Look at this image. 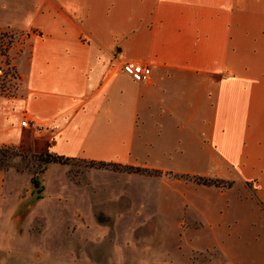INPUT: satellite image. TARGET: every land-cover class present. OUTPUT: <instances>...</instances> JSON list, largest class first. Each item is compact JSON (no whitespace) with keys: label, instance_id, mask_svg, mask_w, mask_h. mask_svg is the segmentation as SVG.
<instances>
[{"label":"crops","instance_id":"1","mask_svg":"<svg viewBox=\"0 0 264 264\" xmlns=\"http://www.w3.org/2000/svg\"><path fill=\"white\" fill-rule=\"evenodd\" d=\"M0 25L32 30L23 94L0 96V145L22 142L25 115L56 154L127 165L137 137L190 134L264 220V0H0ZM17 179L0 170V216Z\"/></svg>","mask_w":264,"mask_h":264},{"label":"rangeland","instance_id":"2","mask_svg":"<svg viewBox=\"0 0 264 264\" xmlns=\"http://www.w3.org/2000/svg\"><path fill=\"white\" fill-rule=\"evenodd\" d=\"M0 29L13 34L7 55H0V96L12 99L25 88L17 66L30 55L32 30ZM41 130L0 145L9 147L0 170L18 177L20 194L0 216L10 223L5 234L0 228V248L10 247L0 264H264L263 218L236 199L238 189L219 175L200 138L137 137L132 164L160 170L145 174L82 157L46 162L54 152L50 139L40 140ZM157 143L166 161L154 153Z\"/></svg>","mask_w":264,"mask_h":264},{"label":"trees","instance_id":"3","mask_svg":"<svg viewBox=\"0 0 264 264\" xmlns=\"http://www.w3.org/2000/svg\"><path fill=\"white\" fill-rule=\"evenodd\" d=\"M12 42H13V34L9 33L8 31H4L0 29V55H4V56L7 55V52ZM3 86H4L3 84L0 85V91L3 90L2 89ZM8 149H9L8 146H0V168L2 166V161L5 159V157L8 156ZM45 156H46L45 158L46 162H55L61 164H65L69 160L73 159L72 157H67L56 153H46ZM89 163L97 167H111L114 170L126 171V172H136V173H145V174L160 173L159 169H151L146 167H139V166L113 163V162L89 160ZM195 180L205 185H217V181L204 177H195Z\"/></svg>","mask_w":264,"mask_h":264},{"label":"built area","instance_id":"4","mask_svg":"<svg viewBox=\"0 0 264 264\" xmlns=\"http://www.w3.org/2000/svg\"><path fill=\"white\" fill-rule=\"evenodd\" d=\"M123 70L129 74L133 79L138 81H145L150 73L149 65L143 64L137 60H127L122 65ZM21 125L24 127L42 129V126L34 119L27 115L21 120Z\"/></svg>","mask_w":264,"mask_h":264},{"label":"water","instance_id":"5","mask_svg":"<svg viewBox=\"0 0 264 264\" xmlns=\"http://www.w3.org/2000/svg\"><path fill=\"white\" fill-rule=\"evenodd\" d=\"M33 185L37 188V192L39 193L41 189L38 187L39 183L37 181H34Z\"/></svg>","mask_w":264,"mask_h":264}]
</instances>
